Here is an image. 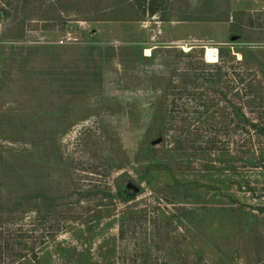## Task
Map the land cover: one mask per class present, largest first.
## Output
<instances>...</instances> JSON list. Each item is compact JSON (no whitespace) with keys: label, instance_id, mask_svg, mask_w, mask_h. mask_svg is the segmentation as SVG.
Wrapping results in <instances>:
<instances>
[{"label":"rangeland","instance_id":"obj_1","mask_svg":"<svg viewBox=\"0 0 264 264\" xmlns=\"http://www.w3.org/2000/svg\"><path fill=\"white\" fill-rule=\"evenodd\" d=\"M206 47L254 65L264 105V0H0V158L64 197L0 264H264V139L166 108ZM245 111L229 129L264 123Z\"/></svg>","mask_w":264,"mask_h":264},{"label":"trees","instance_id":"obj_2","mask_svg":"<svg viewBox=\"0 0 264 264\" xmlns=\"http://www.w3.org/2000/svg\"><path fill=\"white\" fill-rule=\"evenodd\" d=\"M155 11L152 10L151 13ZM184 56L190 58V55ZM250 59L261 64L257 56H251ZM253 66L245 71L242 62L225 61L220 56L217 63L206 64L201 60L189 68L180 69L176 74V82L173 83L170 79L164 89L166 108L172 118L179 117L184 120V124L194 118L202 119V127L196 129L197 134L202 136L206 133L203 126H207L209 122L215 132L222 130L229 134L240 130L244 136L240 150L248 153L258 147L254 146L255 143L264 139V123H251L246 128V125L241 127L233 122L234 130L229 129L227 124L232 123V117L241 116L244 119L247 114L245 109H249L250 113L264 110V105L259 107L254 103L256 89L253 85ZM213 93L214 96L210 95ZM230 97L245 99H242V105H235ZM221 102L223 106H220ZM216 116L221 119L217 121ZM213 149L218 151L211 146L205 148L206 151ZM36 178L39 175L34 172V165L28 157L0 158V256L6 259L24 256L22 250H16V247H24V238L32 236V232L36 231L33 226L28 227V220L31 219L27 216H38L36 221L45 225L50 216H58L64 208L63 195L54 194L45 185L40 187L31 183ZM61 229L59 224L46 229L45 241L53 238Z\"/></svg>","mask_w":264,"mask_h":264},{"label":"bare ground","instance_id":"obj_3","mask_svg":"<svg viewBox=\"0 0 264 264\" xmlns=\"http://www.w3.org/2000/svg\"><path fill=\"white\" fill-rule=\"evenodd\" d=\"M204 57L208 63H216L218 61L217 50L212 47H206Z\"/></svg>","mask_w":264,"mask_h":264},{"label":"water","instance_id":"obj_4","mask_svg":"<svg viewBox=\"0 0 264 264\" xmlns=\"http://www.w3.org/2000/svg\"><path fill=\"white\" fill-rule=\"evenodd\" d=\"M125 189L127 191H133V193H138V191H139V189L135 185H133L132 183H130V182L126 184Z\"/></svg>","mask_w":264,"mask_h":264}]
</instances>
